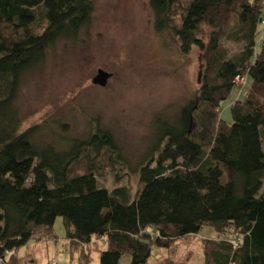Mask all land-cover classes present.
I'll return each mask as SVG.
<instances>
[{"label": "trees", "instance_id": "16d2710c", "mask_svg": "<svg viewBox=\"0 0 264 264\" xmlns=\"http://www.w3.org/2000/svg\"><path fill=\"white\" fill-rule=\"evenodd\" d=\"M149 5L157 35L184 56L200 50L204 71L178 116L156 119L153 142L133 167L100 124L86 139L60 137L39 125L24 129L16 106L24 76L92 26L95 0H0V264H36L31 249L38 236L59 241V218L69 264H92L95 253L101 264L125 255L131 264H190L179 246L204 227L216 236L201 239L203 264H264V0ZM229 43L239 52L231 55ZM248 77L229 125L222 104L236 79ZM119 169L139 176L136 194L101 187L109 176L121 181ZM158 254L165 257L152 263Z\"/></svg>", "mask_w": 264, "mask_h": 264}, {"label": "rangeland", "instance_id": "374dc122", "mask_svg": "<svg viewBox=\"0 0 264 264\" xmlns=\"http://www.w3.org/2000/svg\"><path fill=\"white\" fill-rule=\"evenodd\" d=\"M149 2L95 0L92 26L75 42H59L46 64L24 76L16 103L24 129L39 125L60 137L86 139L92 126L100 124L113 133L131 165L136 166L153 142L156 119L176 118L200 88L204 71L200 50L184 56L170 38L157 35ZM262 35L257 40V53L262 49ZM226 47L231 55L240 50L230 43ZM99 70L112 74L104 88L93 84ZM239 85L222 104L220 118L229 125L233 123L234 102L244 98L252 80L248 77ZM201 109L200 105L193 117V138L199 132ZM53 137L51 132L43 136L48 141ZM119 170L121 181L109 176L100 181L101 187L109 191L128 187L136 194L139 176ZM55 232L60 238L57 243L38 236L31 249L36 264H69L61 218ZM215 236L212 229L204 227L190 246H179V256L190 264H203L201 239ZM164 257L158 254L152 263ZM92 264H101L98 253ZM119 264H131V257L123 256Z\"/></svg>", "mask_w": 264, "mask_h": 264}, {"label": "water", "instance_id": "95a60500", "mask_svg": "<svg viewBox=\"0 0 264 264\" xmlns=\"http://www.w3.org/2000/svg\"><path fill=\"white\" fill-rule=\"evenodd\" d=\"M112 78V74H109L108 72L104 70H99L97 73V76L93 80V84L95 86L99 87H106ZM146 238L150 239L152 236L150 234L145 235Z\"/></svg>", "mask_w": 264, "mask_h": 264}, {"label": "built area", "instance_id": "2783aa9c", "mask_svg": "<svg viewBox=\"0 0 264 264\" xmlns=\"http://www.w3.org/2000/svg\"><path fill=\"white\" fill-rule=\"evenodd\" d=\"M262 25H264V19H263V21H262ZM244 80H245V79H243V78H237V79H236V83H237L238 85L241 84V83L243 84V83H244Z\"/></svg>", "mask_w": 264, "mask_h": 264}]
</instances>
